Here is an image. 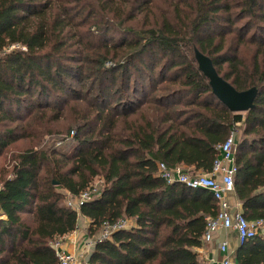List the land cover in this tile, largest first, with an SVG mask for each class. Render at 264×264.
<instances>
[{"label":"trees","instance_id":"obj_1","mask_svg":"<svg viewBox=\"0 0 264 264\" xmlns=\"http://www.w3.org/2000/svg\"><path fill=\"white\" fill-rule=\"evenodd\" d=\"M154 3L0 0V158L30 142L0 181V264H58L53 245L78 222L65 200L93 187L79 208L89 236L133 227L85 264H203L196 250L218 204L157 167L208 173L233 130L234 194L247 220H264V0H177L158 17ZM194 51L236 91L255 88L254 107L222 105ZM45 135L70 146L41 147ZM233 257L264 264V236Z\"/></svg>","mask_w":264,"mask_h":264},{"label":"built area","instance_id":"obj_2","mask_svg":"<svg viewBox=\"0 0 264 264\" xmlns=\"http://www.w3.org/2000/svg\"><path fill=\"white\" fill-rule=\"evenodd\" d=\"M238 136L239 131L233 130L226 141L219 146L221 155L215 159L211 171L208 173L191 172L181 164L168 167L164 163H159L157 167V174L167 184H181L193 190L204 189L217 202V215L207 219L206 231L203 236V242L206 244H211L221 232L235 233L239 245L256 236H264V220H247L243 215L242 204L240 202L231 203L229 200L230 195L234 193L233 180L236 174L234 152ZM95 192L96 188L93 187L84 191L78 198H68L65 201L66 206L75 210L79 217L81 216L79 208L83 203L89 201L91 194ZM131 226L127 220H121L114 225H103L100 236L88 241L90 243L86 252L92 250L97 242L109 239L114 232L129 229L128 227ZM215 242L220 259H211L203 264H234L228 251V242L226 240H216ZM53 248L56 251L58 264H83L79 262V256L59 251V242H56Z\"/></svg>","mask_w":264,"mask_h":264},{"label":"crops","instance_id":"obj_3","mask_svg":"<svg viewBox=\"0 0 264 264\" xmlns=\"http://www.w3.org/2000/svg\"><path fill=\"white\" fill-rule=\"evenodd\" d=\"M188 169L191 172H202V171H195L193 167H189ZM229 200L231 203L239 202L234 193L230 195ZM89 223H90L89 219L83 216H79L78 222H77V228L75 229V231L57 240V242H59V251H63L65 253L76 255L79 257L84 256L86 258L85 254L83 253L86 250L85 245L82 243L87 242L90 239H94V237L97 236V234L93 237L89 236L88 234ZM131 225L133 224L131 223ZM216 240L217 241L226 240L228 242V248H229L228 251H229L230 257L233 263L236 264L233 256H234L235 251L240 246L238 244L236 234L232 232H229V233L221 232L217 235V237L215 238L213 242H215ZM216 249L217 248H216V242H215L213 246L211 243L210 246L207 248L205 247V248L197 249L196 253L199 255L202 262H207V261H210L211 259L219 260L220 255L218 254ZM82 263L84 264V262Z\"/></svg>","mask_w":264,"mask_h":264},{"label":"water","instance_id":"obj_4","mask_svg":"<svg viewBox=\"0 0 264 264\" xmlns=\"http://www.w3.org/2000/svg\"><path fill=\"white\" fill-rule=\"evenodd\" d=\"M199 70L208 78L212 94L232 113L247 112L254 107L257 95L255 88L238 92L231 85L218 76L211 61L194 51Z\"/></svg>","mask_w":264,"mask_h":264},{"label":"rangeland","instance_id":"obj_5","mask_svg":"<svg viewBox=\"0 0 264 264\" xmlns=\"http://www.w3.org/2000/svg\"><path fill=\"white\" fill-rule=\"evenodd\" d=\"M175 3H177V0H155L154 4H155L156 8L154 7L155 9L153 10V13L155 14L154 16L158 17L163 11H164L163 13L172 12L171 11L172 10V6ZM141 24H142V20H140L139 23H138V21L134 23V25L138 26V27L141 26ZM13 48H17V47H13ZM10 49H12V48H10ZM64 121H66V120H64ZM64 121H62L60 124H58V126L61 127L64 124ZM36 126H38V124ZM60 137L62 138V136H60ZM60 137L59 138H54V137H51L50 135H45L43 137V139H42L43 142L41 143V147L42 146L44 147L45 145H50V146L52 145L54 148L67 149L70 146L69 142L67 141V142L64 143L62 141H59L61 139ZM238 137H239V139L241 138L240 130H239V136ZM28 143H30V142H26L23 146H21L23 144V142H20L18 144L16 143V144L12 145L10 147V149L7 151V153L2 158H0V181H1L2 178L8 177L10 175V172L12 170L14 155H16L18 151H21L25 147H29L27 145ZM98 180L99 179L96 178L93 181V183L96 184V185H99L100 182ZM68 198L69 197H67L66 199H68ZM132 227H133V225L131 227H128V228H132ZM102 229H103V227H102ZM102 229L97 234L98 237L100 236V232L102 231ZM88 241L82 243V244L85 245V249L87 248L88 244L90 243ZM214 244H215V242H212V246ZM209 246H210V244L204 243V247L203 248H205V247L207 248ZM91 252H92V250L87 251V252H86V250L84 251V254H85L86 258L88 257V255ZM86 258L84 256H81L79 258V262H81V263L85 262Z\"/></svg>","mask_w":264,"mask_h":264}]
</instances>
